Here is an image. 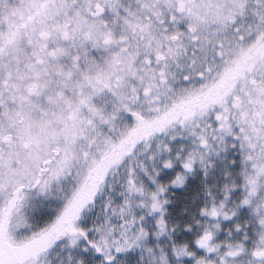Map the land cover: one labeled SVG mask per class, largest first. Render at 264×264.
Listing matches in <instances>:
<instances>
[{
	"label": "snow or ice",
	"instance_id": "6c2138e0",
	"mask_svg": "<svg viewBox=\"0 0 264 264\" xmlns=\"http://www.w3.org/2000/svg\"><path fill=\"white\" fill-rule=\"evenodd\" d=\"M0 264H264V0H0Z\"/></svg>",
	"mask_w": 264,
	"mask_h": 264
}]
</instances>
